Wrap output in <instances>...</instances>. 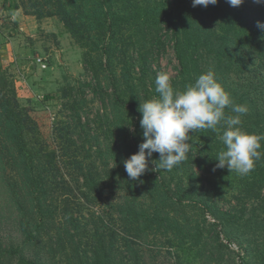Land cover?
Instances as JSON below:
<instances>
[{"label": "rangeland", "instance_id": "1", "mask_svg": "<svg viewBox=\"0 0 264 264\" xmlns=\"http://www.w3.org/2000/svg\"><path fill=\"white\" fill-rule=\"evenodd\" d=\"M20 4V0H0V38L5 39L6 45L4 49L0 47V64L5 60L9 62L7 74L12 84L5 88L6 99L12 96L10 90L15 88L21 108L29 114L34 125L35 134L28 138L29 147L34 149L33 165L38 167L34 176H40L46 188L42 194L35 195L30 186V175L28 178L22 176L14 147L0 127V264H19L13 254L15 249L23 258L36 264H106L112 255L110 249L108 251L110 215L119 209L126 210L125 205L119 208L115 203L121 206L126 193L133 192L135 185L151 195V188L138 179L131 182L110 179L112 167L118 160L130 157L122 142H130L134 137L132 114L113 109L112 89L107 79L109 72L100 65L96 67L98 74L85 69L87 51L58 17L38 19L32 15L35 9H30L31 15H26ZM212 6L199 22L205 31L203 36H209L208 42L212 44L209 47L205 43L207 46L203 48L201 59L208 72H212L222 86L230 88L228 93L237 103L243 93L251 89V39L245 42L246 46L239 42L226 25V19L221 18L218 5ZM15 9L46 22V28L40 27L30 36L17 26H9L11 22L1 21L5 14ZM150 37L155 41L154 52L146 59H138L137 54L132 58V40L126 39L121 55L117 53L115 60L131 56L129 69L146 84H155L158 72H167L172 85L179 82V63L171 32L160 25ZM40 58L46 60V69L38 64ZM95 59L97 63L101 60L106 63L108 55L98 54ZM115 60L111 61L113 66ZM117 65L118 74L123 77V72L119 71L122 66ZM120 80L123 87L124 80ZM89 87L101 92L93 94ZM127 124H131L130 129L126 128ZM192 132L196 137L202 134L200 130L190 131V134ZM217 142L196 143L192 151L193 164L184 170L186 178L203 185L211 194L212 203L201 212L190 209L180 212L160 202L159 207L166 213L164 220L155 224L142 223L138 246L116 255L117 262H264V204H260L251 192L255 174L241 176L231 173L227 167L216 168L218 161L215 158L224 147L221 140ZM149 165L154 168L151 159ZM262 169L264 165L259 167ZM85 181H98V191L89 194L84 187ZM198 184H195L196 188ZM152 204L158 205L154 200ZM211 206L216 216H213ZM40 208L48 213L46 228L47 231L54 230L57 242L46 236L47 231H41L35 244H24L21 224L30 221L35 225ZM62 214L67 218L64 219ZM167 216L170 219H166ZM60 220L67 221L64 228ZM101 237L102 243H99ZM54 242L57 243L55 254L51 250Z\"/></svg>", "mask_w": 264, "mask_h": 264}, {"label": "trees", "instance_id": "2", "mask_svg": "<svg viewBox=\"0 0 264 264\" xmlns=\"http://www.w3.org/2000/svg\"><path fill=\"white\" fill-rule=\"evenodd\" d=\"M20 2V7L23 8L26 15H31L30 9H35L32 15L37 16L38 19L58 17L61 20L71 36L87 51L85 53V69L98 74L96 67L100 65L102 69L109 72L107 79L110 80L112 89L113 109H122V111L125 110V113L132 114L134 137L130 142H122V146L129 156L139 151V144L144 140L143 129L140 125L142 113L138 111L139 106L143 101L158 98L159 94L155 91L154 83H144L138 79L133 70L129 69L128 63L131 61V56L125 55V60L122 58L115 60L117 53L121 55L124 40H132V58L134 54H137L138 59H146L154 52L155 41L153 37H150L152 31L154 34L155 29L160 25L169 29L171 38L174 40L176 59L179 63L177 77L179 82L173 83L174 89L185 88L189 83H194L199 75L208 72L206 64L203 65L201 54L204 47L207 45L210 47L212 44L208 42L209 36H203L205 31L202 30L199 22L202 20L204 12L213 8L212 5L193 7L192 0H20ZM217 5L216 8L222 11L221 18L226 19L225 23L233 31V36L245 46L247 45L245 42L251 39V89L249 92L243 93L236 103L246 105L248 112L241 116L239 127L249 133L264 135V30L257 26L258 21L264 22V0H259V2L244 0L239 7L230 6L227 0H218ZM160 18L163 20L162 22L158 21ZM214 39H217V36ZM98 54L108 55L107 62L104 63L101 60L97 63L95 56ZM112 60L116 61L115 66L112 65ZM117 64L122 66L119 71L123 72V77L118 74ZM8 65V61L0 64V127L4 136L7 137L6 139L14 147L22 176L28 178L30 175V186L38 196L44 192L46 185L40 176L37 178L34 176L36 173L34 171L38 170V167L33 165L35 162L34 149L29 147L28 138L30 134H35V128L29 114H25V109L20 106L15 88L10 90L12 96L6 99L5 88L12 84L9 81L11 77L7 74ZM118 75L120 76L118 77ZM120 79L124 80L123 87L120 85ZM223 87L229 92V87ZM91 92L97 94L101 91L98 92L94 89ZM225 112L234 115L230 108H226ZM130 126L131 124H127L126 128L130 129ZM224 130L223 127H220L219 132L201 129L202 134L198 137L193 132L192 134L189 132L190 139L187 143H189L190 150L187 153V158L171 171L153 170L155 168L153 162L159 160L158 153H154L149 158L154 168L149 165L148 170L138 180L151 188V195L146 194L143 187L135 185L133 192L131 190L126 193L121 206L120 203H115L119 208L125 205L126 210L124 212L119 209L110 215L107 231L110 241L108 251L110 249L109 253L112 255L106 260V264H121V262H117L116 255L136 249L139 227L142 223L155 224L164 220L163 217L166 213L163 208L159 207L160 202L180 212L189 209L201 212L204 207H208L212 203L211 194L207 193L203 185L191 178H186L184 170L193 164L192 151H194L196 143L202 144L205 141L206 144L211 142L218 144L217 141H220L219 137ZM260 143V151L264 154V140H261ZM38 154L39 152L36 155ZM128 158L130 157H126V159ZM261 165H264V155L256 161V168L251 172V176L252 173L255 174L252 180L256 177L255 183L251 185V192H254V198L260 200V204H264V169L259 170ZM112 172L110 175L112 180L133 181L128 177L121 160H118L112 167ZM25 184L29 186L27 183ZM84 184L89 194L92 191H98V181H85ZM195 184H198L199 187L196 188ZM115 197L113 191L112 199L114 200ZM85 199L88 200V196H85ZM153 200L158 204L157 207L153 206ZM127 202L128 204H126ZM211 208L213 216H216L212 206ZM121 214L124 216L121 217ZM62 217L67 218L64 214ZM166 219H170V217L167 216ZM48 220V213L40 208L38 221L35 225L30 221L21 224V233L25 238L24 244H35L41 235L40 232L47 231L45 223ZM59 222L62 224V228L67 223L62 220ZM49 228L52 229L50 226ZM46 236H49L51 241L56 240L57 242L54 230L47 231ZM102 239L103 237L99 243H102ZM56 242L51 248L53 254L57 251ZM13 254L19 264H36L23 258L18 249H15ZM134 263L140 264L138 260Z\"/></svg>", "mask_w": 264, "mask_h": 264}, {"label": "clouds", "instance_id": "3", "mask_svg": "<svg viewBox=\"0 0 264 264\" xmlns=\"http://www.w3.org/2000/svg\"><path fill=\"white\" fill-rule=\"evenodd\" d=\"M244 0H227L232 7H239ZM259 2V0H257ZM218 0H192V6L208 7L216 5ZM264 30V22H257ZM167 72H158L155 78V91L158 98L143 101L138 111L144 140L139 151L123 161L125 171L131 180L141 177L149 168V157L159 154L154 161V171H171L181 164L189 152V132L201 129L220 131V140L224 147L218 152L216 168H225L241 176L251 173L262 155L261 140L257 135L242 130L241 116L247 114L246 105L236 104L230 94L215 78L212 72L199 75L194 83L184 90H177L171 84ZM230 108L234 115L226 114Z\"/></svg>", "mask_w": 264, "mask_h": 264}, {"label": "crops", "instance_id": "4", "mask_svg": "<svg viewBox=\"0 0 264 264\" xmlns=\"http://www.w3.org/2000/svg\"><path fill=\"white\" fill-rule=\"evenodd\" d=\"M1 21L11 22V24L9 23V26L10 25L15 26V27L17 26L19 30L23 31L26 35H30V36L35 35V33L40 27L46 28V22H40L39 20L30 18L24 15L23 13H21L19 9L10 10L9 14H5V16H3V19ZM1 35L2 34H0V36ZM0 39H1L0 47H3L2 49H4L5 39H3L2 37ZM6 61L8 60H5L3 62H6Z\"/></svg>", "mask_w": 264, "mask_h": 264}, {"label": "built area", "instance_id": "5", "mask_svg": "<svg viewBox=\"0 0 264 264\" xmlns=\"http://www.w3.org/2000/svg\"><path fill=\"white\" fill-rule=\"evenodd\" d=\"M38 64L42 65L43 69H46L47 68V63H46V60L45 59H38L37 60Z\"/></svg>", "mask_w": 264, "mask_h": 264}]
</instances>
